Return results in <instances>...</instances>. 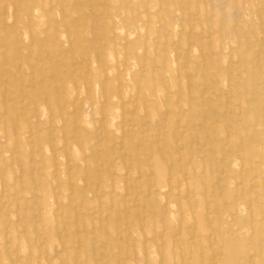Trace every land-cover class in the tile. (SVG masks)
Returning <instances> with one entry per match:
<instances>
[{"label":"rangeland","instance_id":"obj_1","mask_svg":"<svg viewBox=\"0 0 264 264\" xmlns=\"http://www.w3.org/2000/svg\"><path fill=\"white\" fill-rule=\"evenodd\" d=\"M0 5V264H264V0Z\"/></svg>","mask_w":264,"mask_h":264},{"label":"bare ground","instance_id":"obj_2","mask_svg":"<svg viewBox=\"0 0 264 264\" xmlns=\"http://www.w3.org/2000/svg\"><path fill=\"white\" fill-rule=\"evenodd\" d=\"M51 2V1H50ZM1 3H2V1H1ZM147 3V2H146ZM145 3V4H146ZM51 5V4H50ZM97 5V4H96ZM1 6V5H0ZM5 6V8H6V5H4ZM3 7V6H2ZM1 7V8H2ZM66 7V6H65ZM49 8H51V7H49ZM72 8V7H71ZM145 8H146V6H145ZM259 9V8H258ZM71 10V9H70ZM158 10V9H157ZM16 11V10H15ZM0 13H2V12H0ZM5 13H6V11H5ZM147 14V13H146ZM29 15V14H28ZM4 16V15H3ZM211 16V15H210ZM5 18V17H4ZM4 21V20H3ZM15 21V20H14ZM69 21V20H68ZM97 21V20H96ZM5 22V21H4ZM58 23V22H57ZM56 23V24H57ZM4 24V23H3ZM2 25V24H1ZM5 25V24H4ZM55 25V24H54ZM68 25V24H67ZM66 27V26H65ZM85 30V29H84ZM82 31H83V29H82ZM68 37V36H67ZM21 38V37H20ZM69 39V38H68ZM70 40V39H69ZM46 42V41H45ZM70 42V41H69ZM70 44V43H69ZM21 47H23V46H21ZM17 48H19V47H17ZM188 48V47H187ZM155 51V50H154ZM178 51V50H177ZM47 54V53H46ZM4 55V54H3ZM188 55V54H187ZM20 58H21V55H20ZM98 58V57H97ZM188 58V57H187ZM26 60V59H25ZM70 61H72V60H70ZM188 61V60H187ZM186 61V62H187ZM19 62V61H18ZM20 62H22V61H20ZM31 62V61H30ZM28 63V62H27ZM205 63V62H204ZM73 64V63H72ZM71 64V65H72ZM31 65V64H30ZM180 65H181V63H180ZM73 66V65H72ZM88 66V65H87ZM143 66V65H142ZM31 67V66H30ZM74 67V66H73ZM230 69V68H229ZM228 69V70H229ZM76 70V69H75ZM24 71V70H23ZM22 71V72H23ZM32 71V70H31ZM88 71V70H87ZM197 72V71H196ZM231 72V71H230ZM51 74V73H50ZM49 74V75H50ZM33 75V74H32ZM178 76H179V74H178ZM29 77V76H28ZM57 77V76H56ZM31 78V77H30ZM77 79V78H76ZM55 83V82H54ZM212 87V86H211ZM194 88H195V86H194ZM57 89H58V87H57ZM3 93V92H2ZM5 93V92H4ZM203 93V92H202ZM201 93V94H202ZM4 95V94H3ZM4 97H5V95H4ZM21 100V99H20ZM5 102V101H4ZM105 102V101H104ZM47 103V102H46ZM82 104V103H81ZM105 105V104H104ZM27 106V105H26ZM32 106V105H31ZM136 107V106H135ZM81 108H82V106H81ZM167 111V110H166ZM4 113H6V111L4 112ZM166 113V112H165ZM216 113V112H215ZM2 114V113H1ZM102 115V114H101ZM17 116V115H16ZM32 116V115H31ZM68 117V116H67ZM163 117H165V115L163 116ZM133 118V117H132ZM131 118V119H132ZM166 118V117H165ZM6 119V118H5ZM9 119V118H8ZM16 119H17V117H16ZM66 119V118H65ZM159 120H161V119H159ZM166 120V119H165ZM202 120V119H201ZM5 121V120H4ZM178 121H179V118H178ZM36 122V121H35ZM38 122V121H37ZM129 124V123H128ZM130 125H131V123H130ZM133 125V124H132ZM182 125V124H181ZM30 126V125H29ZM123 126V125H122ZM193 126V125H192ZM100 127V126H99ZM160 127V126H159ZM178 126H176V128H177ZM175 128V127H174ZM179 128V127H178ZM199 128V127H198ZM209 128V127H208ZM131 129V128H130ZM133 129V128H132ZM159 129V128H158ZM15 130V129H14ZM126 130V129H125ZM182 131V130H181ZM184 131V130H183ZM57 132V131H56ZM96 132V131H95ZM132 132V131H131ZM159 132V131H158ZM133 133H134V131H133ZM157 133V132H156ZM14 134V133H13ZM101 134V133H100ZM155 134V133H154ZM175 134V133H174ZM30 135V134H29ZM28 135V136H29ZM123 135V134H122ZM159 135V134H158ZM53 136V135H52ZM123 138V137H122ZM192 138H193V136H192ZM84 139V138H83ZM158 139V138H157ZM160 139H161V137H160ZM174 139V138H173ZM175 139H177V138H175ZM174 139V140H175ZM99 140V139H98ZM107 140V139H106ZM122 140V139H121ZM198 140V139H197ZM82 141V140H81ZM100 141V140H99ZM193 141V140H192ZM66 142V141H65ZM179 142H181V140L179 141ZM97 143V142H96ZM105 143V142H104ZM116 143V142H115ZM119 143V142H118ZM202 143H203V141H202ZM114 144V143H113ZM141 144H142V142H141ZM197 144V143H196ZM101 145V144H100ZM111 145V144H110ZM137 145H139L138 143H137ZM136 145V146H137ZM151 145H152V143H151ZM242 145V144H241ZM70 146V145H69ZM98 146V145H97ZM191 146V145H190ZM33 147V146H32ZM63 147V146H62ZM100 147V146H99ZM163 147V146H162ZM178 147V146H177ZM60 148V147H59ZM95 148H96V146H95ZM151 148V147H150ZM57 149V148H56ZM176 149V148H175ZM65 150V149H64ZM178 150V149H177ZM176 150V151H177ZM260 150V149H259ZM17 151V150H16ZM91 151V150H90ZM96 151V150H95ZM98 151H99V148H98ZM180 151V150H179ZM35 152H37V151H35ZM93 152L94 151H92V154H93ZM90 153V152H89ZM125 153V152H124ZM174 153H176V152H174ZM179 153V152H178ZM56 154V153H55ZM84 154H85V152H84ZM99 154V153H98ZM125 155V154H124ZM146 155V154H145ZM173 155V154H172ZM99 156V155H98ZM192 157V156H191ZM107 158H110L109 156L107 157ZM32 159V158H31ZM149 159V158H148ZM13 160V159H12ZM112 160H115V159H112ZM111 160V161H112ZM178 160H180V158L178 159ZM97 161V160H96ZM110 161V160H109ZM68 163H69V160L67 161ZM54 165H56V163L54 164ZM172 165V164H171ZM69 169H70V167H68ZM68 169V170H69ZM20 170H22V169H20ZM113 170V169H112ZM56 171V170H55ZM73 171V170H72ZM71 171V172H72ZM180 171V170H179ZM113 174L112 175H114V172H112ZM127 173V172H126ZM223 173V172H222ZM85 174H87V173H85ZM105 174H106V172H105ZM104 174V175H105ZM153 174V173H152ZM170 174V173H169ZM56 175V174H55ZM97 175V174H96ZM107 175V174H106ZM22 176V175H21ZM20 176V177H21ZM139 176H140V173H139ZM148 176H149V174H148ZM102 177V176H101ZM172 177V176H171ZM117 178V177H116ZM128 178H130V177H128ZM168 178V177H167ZM94 180V179H93ZM167 180V179H166ZM186 180V179H185ZM2 181H3V179H2ZM179 181V180H178ZM217 181H219V180H217ZM71 183V182H70ZM154 183V182H153ZM156 183V182H155ZM169 183V182H168ZM84 184H86V183H84ZM91 184V183H90ZM98 184V183H97ZM101 184V183H100ZM140 184H141V182H140ZM171 184V183H170ZM169 184V185H170ZM129 185V184H128ZM131 185V184H130ZM140 186V185H139ZM155 186V185H154ZM89 187V186H88ZM94 187V186H93ZM98 187V186H97ZM179 187V186H178ZM72 188V187H71ZM127 188V187H126ZM148 188V187H147ZM97 189V188H96ZM128 189V188H127ZM54 190V189H53ZM95 192H96V190H95ZM70 193H71V191H70ZM99 193V192H98ZM169 193V192H168ZM149 194V193H148ZM147 194V195H148ZM100 197H101V195H100ZM57 198V197H56ZM129 197H127V199H128ZM132 198H133V196H132ZM135 199H136V197H135ZM128 201V200H127ZM167 202V201H166ZM26 203V202H25ZM141 203V202H140ZM82 204V203H81ZM70 205V204H69ZM81 206V205H80ZM101 206V205H100ZM75 207V206H74ZM80 208V207H79ZM148 209V208H147ZM148 210H151V209H148ZM139 212V211H138ZM144 212V211H143ZM91 213V212H90ZM125 213H127V212H125ZM154 213V212H153ZM61 214H62V211H61ZM124 214V213H123ZM138 214V213H137ZM126 217V216H125ZM118 218H120V217H118ZM3 219V218H2ZM75 220H76V217H75ZM93 220V219H92ZM124 220H126V219H124ZM144 220V219H143ZM127 221V220H126ZM37 222V221H36ZM77 222V221H76ZM92 223H93V221H92ZM101 224V223H100ZM127 224V223H126ZM58 225V224H57ZM77 226V225H76ZM85 226V225H84ZM210 227V226H209ZM78 228V227H77ZM106 229V228H105ZM21 230V229H20ZM59 230V229H58ZM129 230V229H128ZM164 230V229H163ZM34 231V230H33ZM56 231V230H55ZM60 231V230H59ZM195 231V230H194ZM77 232V231H76ZM79 232V231H78ZM77 232V233H78ZM23 233V232H22ZM6 234V233H5ZM130 235V234H129ZM21 236V235H20ZM174 236H176V234L174 235ZM215 236V235H214ZM24 237V236H23ZM40 237V236H39ZM59 237V236H58ZM79 237V236H78ZM93 237V236H92ZM62 238V237H61ZM121 238V237H120ZM41 239H43V238H41ZM59 239V238H58ZM77 240V239H76ZM79 240V239H78ZM128 240V239H127ZM126 240V241H127ZM60 241H61V239H60ZM131 241V240H130ZM31 242V241H30ZM79 242V241H78ZM73 243H75V242H73ZM32 244V243H31ZM76 244V243H75ZM79 245V244H78ZM127 246H128V244H127ZM134 246V245H133ZM67 249H68V247H67ZM66 249V250H67ZM59 252V251H58ZM57 252V253H58ZM127 253V252H126ZM31 256V255H30ZM39 256V255H38ZM213 256V255H212ZM202 257V256H201ZM67 258V257H66ZM101 258V257H100ZM128 258V257H127ZM213 258V257H212ZM251 259V258H250ZM31 261V260H30ZM123 263V262H122ZM162 264V263H161Z\"/></svg>","mask_w":264,"mask_h":264}]
</instances>
